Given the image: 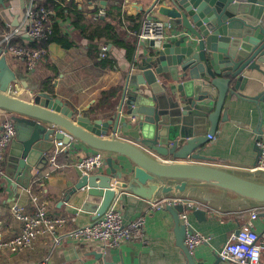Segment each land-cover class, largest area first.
I'll return each instance as SVG.
<instances>
[{"label":"water","instance_id":"obj_1","mask_svg":"<svg viewBox=\"0 0 264 264\" xmlns=\"http://www.w3.org/2000/svg\"><path fill=\"white\" fill-rule=\"evenodd\" d=\"M145 12L178 32L158 48L149 41L146 54L131 61L118 108L105 116L91 104L67 106L35 75L16 69L13 55L0 47V109L16 129L7 157L10 185H27L31 168L42 169L61 141L103 157L104 170L82 174L67 191L100 198L93 219L122 194L133 201L195 199L222 212L264 210V169L200 161L220 127L227 97L244 96L240 91L255 84L253 71L264 78V0H154ZM17 85L33 92L22 98L12 92ZM120 125L127 138L116 135ZM164 209L174 221L180 264H206V257L195 259L184 244L186 232L194 231L180 221L187 207ZM190 212L205 219L204 207ZM220 260L216 255L211 264Z\"/></svg>","mask_w":264,"mask_h":264},{"label":"crops","instance_id":"obj_2","mask_svg":"<svg viewBox=\"0 0 264 264\" xmlns=\"http://www.w3.org/2000/svg\"><path fill=\"white\" fill-rule=\"evenodd\" d=\"M41 1L44 0H38L40 3ZM92 1L75 0L80 8L90 9L87 13L89 20L104 19L106 5H118L121 7L122 13L133 16L140 15L141 20L145 16H153L146 13L145 9L154 0H100L99 3ZM102 1L105 3L103 4ZM25 2L26 0H4V5L0 4V9H3L5 5L11 7L7 11L11 17V25L14 27L20 23ZM95 8H97V12L93 11ZM100 10H103L104 14H99ZM122 18L121 24L118 18L114 20L115 30L121 39L134 46L131 59L126 57V50L123 47L108 42L105 44L107 56L114 62V65L112 67L99 66L95 57L88 52V46L92 43L89 38L72 31L70 21L61 20L59 24L71 32L75 46L63 48L57 43L51 42L35 69L27 70L24 61L13 56L15 67L19 71L27 73L28 77L35 75L37 84L40 86H42L43 79L50 76L49 87L51 89L48 90L54 92L55 96L64 101L67 106L83 109L91 104L92 110L100 111L105 116V113L118 108L123 76L130 68L131 61L138 55L146 54L150 49L149 46H144L135 52L136 31L130 30L128 27L130 21ZM14 19H16V24L12 23ZM4 28L5 21L0 18V32ZM252 75L256 77L255 84L243 92L240 91L244 96L230 95L227 97L225 112L221 113L219 120V122L221 121L220 127L216 130L214 138L206 143L203 150L200 151L203 155V159L200 161L239 168L254 167L258 156L255 142L257 138L264 141V100L261 99L264 91V78L257 71H253ZM118 87V93L109 98V104L100 102L103 100L101 94L103 91ZM12 92L27 99L33 91L25 90L17 85L12 89ZM6 115L10 117L9 114L6 113ZM116 135L127 138L126 127L120 125ZM71 146V144H64V149L56 159L58 167L46 163L42 169L31 168V178L28 184L17 185L15 190L10 185L12 179L6 174L8 147L3 163L5 175H2L3 177L0 179V220L3 224L5 237L16 234L21 228V223L9 212L10 205L17 202L24 205L28 211L31 210L29 206L30 193L38 194L47 200L50 214H63L67 217L68 220L63 229L66 232L65 235L71 229L93 220V210L100 198L91 197L81 189L67 194V191L83 174L73 163L79 156L90 153L91 150ZM105 168L102 165L95 172H100ZM191 200L198 202L195 199ZM116 202L124 222L143 216L144 236L142 239L124 240L117 247H108L102 241L78 240L69 236H66L57 246H53L48 238H41L31 249L26 248L18 252L7 251L0 255V264H38L44 255L49 257L52 264H105V262L180 264L182 262L179 247L176 245L174 221L168 211L165 209L150 210L148 200L136 199L133 201L126 194L118 197ZM201 207L206 210L205 219L198 221L189 211L188 222L194 231L206 234L208 240L196 245L191 249V252L195 259L200 260L204 256L206 264H211L229 234L239 229L251 209L222 212L211 208L206 203ZM262 211L264 210L259 209L258 217L253 220L256 231H261L264 227ZM218 264L231 263L220 260Z\"/></svg>","mask_w":264,"mask_h":264},{"label":"built area","instance_id":"obj_3","mask_svg":"<svg viewBox=\"0 0 264 264\" xmlns=\"http://www.w3.org/2000/svg\"><path fill=\"white\" fill-rule=\"evenodd\" d=\"M68 1L54 0L63 7L67 6ZM10 9L9 5L0 9V18L5 21V28L0 33L1 48L24 61L27 70L35 69L47 51L48 44L46 42L48 35L52 32L55 10L50 5L41 4L38 0H26L20 23L14 27L11 25V17L7 11ZM99 14H104L103 10H100ZM176 32L178 31H174L170 24H165L153 16H145L141 20L139 29L135 32V52L140 47L149 46V41H153L152 48H158L163 40L174 36ZM17 39H21L23 44L18 43ZM100 47L102 52L106 50L104 45ZM15 133L13 120L0 109V176L4 175L3 163L6 150ZM255 144L259 153L254 167L264 169V141L258 139ZM63 149L64 144L61 141H56L49 151L47 163L58 167L56 159ZM73 164L83 174H90L103 165V157L98 152H90L79 156ZM117 199L115 198L110 203L102 215L71 229L65 235L66 232L63 229L67 223V217L63 214H50L47 200L38 194L30 193L29 206L31 210L28 211L24 205L17 202L12 203L9 207L10 214L21 223V228L16 234L5 237L3 224L0 220V255L7 251L18 252L26 248L31 249L41 238H48L53 246H57L66 236H69L78 240L102 241L108 247H117L124 240L142 239L144 236L143 216L124 222L122 213L117 206ZM148 204L150 210L164 209L167 204L185 205L187 209L180 213V221L185 225L189 224L190 209L203 206L199 202L180 197H165L157 201L148 200ZM258 214L259 209H251L238 231L229 234L216 253L221 260L231 264H264V227L261 231H256L253 226V220L258 217ZM207 240L206 234L187 231L184 244L191 250ZM38 264L52 263L49 257L44 255Z\"/></svg>","mask_w":264,"mask_h":264},{"label":"trees","instance_id":"obj_4","mask_svg":"<svg viewBox=\"0 0 264 264\" xmlns=\"http://www.w3.org/2000/svg\"><path fill=\"white\" fill-rule=\"evenodd\" d=\"M98 1L100 0H93ZM92 1V2H93ZM97 5H100L98 4ZM41 4L50 5L55 10V17L52 21V32L48 35L47 44L54 42L63 48H70L75 46L74 39L71 32L64 29L63 25L59 24V21H70L71 30L78 32L81 36H87L92 42L88 46V52L91 56L95 57L98 65L101 67H112L114 62L107 56V51H101V45L106 47V43L112 42L119 47H123L126 50V57L132 58L134 46L130 45L125 40L121 39L115 30L114 20L119 19L120 24L122 23V17L130 21L128 27L130 30L137 31L140 26L141 16L140 15H126L122 13L121 7L118 5H106V17L104 19L89 20L87 13L90 9L80 8L75 0H69L67 6L63 7L59 3L54 2V0H44ZM91 4V2H90ZM97 12V8L93 9ZM17 42L23 44L21 39H17ZM50 76L46 77L42 81V87L46 90L51 89L49 86ZM118 88H110L103 91L102 99L100 102L109 104L108 100L114 97L118 93ZM107 100V101H106ZM100 105V103H99ZM62 155V154H60ZM59 157V154L57 158Z\"/></svg>","mask_w":264,"mask_h":264},{"label":"rangeland","instance_id":"obj_5","mask_svg":"<svg viewBox=\"0 0 264 264\" xmlns=\"http://www.w3.org/2000/svg\"><path fill=\"white\" fill-rule=\"evenodd\" d=\"M1 33V32H0Z\"/></svg>","mask_w":264,"mask_h":264}]
</instances>
